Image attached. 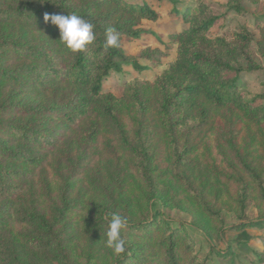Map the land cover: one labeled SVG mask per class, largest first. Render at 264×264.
Returning a JSON list of instances; mask_svg holds the SVG:
<instances>
[{"label": "trees", "instance_id": "16d2710c", "mask_svg": "<svg viewBox=\"0 0 264 264\" xmlns=\"http://www.w3.org/2000/svg\"><path fill=\"white\" fill-rule=\"evenodd\" d=\"M227 6L243 11L241 0H228ZM173 12L185 24L170 34L177 44L175 58L152 80H127L116 95L102 90L111 71L121 72L125 65L147 70L139 58L158 65L166 56L159 47L145 46L137 56L122 50L123 37L140 38L150 32L142 21L158 19L148 3L0 0V264H94L88 256L73 258L65 231L70 188L89 166L101 169L99 148L125 159L148 204L155 200L161 207L199 210L205 219H216L220 201L188 172L198 155L236 202L240 218L252 189L264 200V104L256 102L261 96L246 98L238 85V73L261 67L250 54L252 35L243 29L231 39L210 36L217 17L203 0ZM72 13L90 22L95 35L75 53L44 20L46 14ZM109 26L119 35V47L105 49ZM257 46L264 56V27ZM211 139L229 153L224 167L206 153ZM62 145L80 154L70 170L55 173L53 186L46 166ZM39 171L46 176L36 180ZM28 189L46 198L52 215L31 230L14 220L27 215L20 197ZM113 213L127 220L121 232L126 243L125 252L109 264H235L230 247L212 246L201 256L183 224L171 225L150 207L135 216L128 203L113 201L85 220L106 240L105 217ZM252 227H264V219L235 226ZM30 251L39 261L28 256ZM252 253L264 263V250Z\"/></svg>", "mask_w": 264, "mask_h": 264}, {"label": "rangeland", "instance_id": "374dc122", "mask_svg": "<svg viewBox=\"0 0 264 264\" xmlns=\"http://www.w3.org/2000/svg\"><path fill=\"white\" fill-rule=\"evenodd\" d=\"M130 1L148 3L159 16L156 21H142V26L150 30L149 33L143 34L138 39L123 37L122 50L128 55L137 56L145 46L159 47L166 56L158 65L139 58L141 65H149L147 70L136 71L132 65H125L121 72L111 71L102 81V90L116 95L122 92L127 80L135 76L152 80L164 70L166 62L175 58L177 44L170 38V34L181 30L185 24L173 9L182 11L186 6L193 5L195 0H175L176 3L172 0ZM203 1L210 5L217 17L209 31L210 36L223 35L231 39L236 32L243 29L251 33L250 54L254 62L261 67L258 70H244L238 73V85L246 98L261 96L256 102L264 104V56L259 53L257 46L261 28L264 27V0H241L242 12L228 9V0ZM242 66L245 68L246 64L242 62ZM234 74L232 72L229 75ZM209 144L206 153L210 158H215L220 167L231 161L226 148L219 146L214 139H211ZM256 150L259 151V148ZM95 152L96 164L101 169L95 171L93 166H89L87 171L72 184L68 195L72 209L68 210L65 234L73 258L88 256L94 264H109L114 259L113 252L105 247V240L99 237L96 229L85 220L88 214L97 213L114 201L117 204L128 203L130 211L135 216L150 207L152 212L160 211L171 225L183 224L194 239L195 250L201 256L207 255L212 246L221 249L230 247L236 253L235 264H264L260 263L252 253V251L264 250V227L235 228L241 222L264 219V200L257 189H252V195L246 200L244 215L240 218L236 202L220 187L201 155H198L196 161L188 166V172L197 185L208 186V192L221 204L219 215L213 221H209L199 210L187 212L178 208H165L155 200L148 204L138 178L128 170L126 161L121 155L113 153L110 149L99 148ZM79 154L80 151L77 149L70 153L65 145L51 152L46 170L47 177L52 178L53 186L57 181L54 178L55 173L59 169H64L66 172L70 170V166L75 163ZM45 176L46 174L39 171L35 179L41 180ZM20 203L27 214L24 220L15 216L17 219L14 220L18 221L20 228L30 230L39 228L42 219L49 220L52 217L47 200L39 191L26 190L20 197ZM28 256L39 261L38 254L35 255L32 251L28 252Z\"/></svg>", "mask_w": 264, "mask_h": 264}, {"label": "clouds", "instance_id": "9594fccd", "mask_svg": "<svg viewBox=\"0 0 264 264\" xmlns=\"http://www.w3.org/2000/svg\"><path fill=\"white\" fill-rule=\"evenodd\" d=\"M44 20L58 28L60 43L71 52L85 50L86 46L95 39L92 31L93 25L75 13L46 14ZM105 36V49L119 47V35L113 27L109 26L105 29ZM105 219H107L105 247L110 249L115 256H120L125 252L126 242L121 232L126 227L127 220L116 213H113L110 219L107 217Z\"/></svg>", "mask_w": 264, "mask_h": 264}]
</instances>
